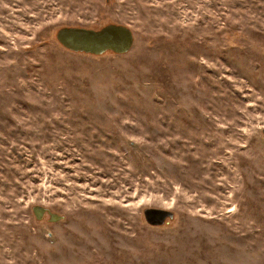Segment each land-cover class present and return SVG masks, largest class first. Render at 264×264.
<instances>
[{
	"label": "rangeland",
	"instance_id": "obj_1",
	"mask_svg": "<svg viewBox=\"0 0 264 264\" xmlns=\"http://www.w3.org/2000/svg\"><path fill=\"white\" fill-rule=\"evenodd\" d=\"M263 129L264 0H0V264H264Z\"/></svg>",
	"mask_w": 264,
	"mask_h": 264
},
{
	"label": "water",
	"instance_id": "obj_2",
	"mask_svg": "<svg viewBox=\"0 0 264 264\" xmlns=\"http://www.w3.org/2000/svg\"><path fill=\"white\" fill-rule=\"evenodd\" d=\"M57 43L65 50L99 56L106 52L123 55L133 44L131 30L120 24H106L93 30L83 27H61L55 33ZM264 136V129L262 130ZM40 211L34 209V211ZM145 222L150 226H161L173 217L172 212L149 208L143 211Z\"/></svg>",
	"mask_w": 264,
	"mask_h": 264
}]
</instances>
